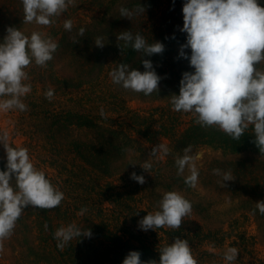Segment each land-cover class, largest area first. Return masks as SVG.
<instances>
[{"label": "trees", "instance_id": "trees-1", "mask_svg": "<svg viewBox=\"0 0 264 264\" xmlns=\"http://www.w3.org/2000/svg\"><path fill=\"white\" fill-rule=\"evenodd\" d=\"M73 2L75 5L90 7L89 12L96 8L95 12H100V16L97 18L93 16L94 20L90 23L73 24L71 32L65 29L61 31L62 28L58 29L52 25L50 33L56 36L54 41L59 47L46 68L33 62L25 69L29 79L31 78L30 82L41 85L44 93L50 90L48 86L50 82L54 86L51 90L55 95L61 89L66 92L79 88L83 85L82 79L87 80L84 85L91 86L90 83L93 82L98 84L101 79L109 78L110 75L105 76L106 70L110 73L120 63L143 72L142 60H151L154 70L162 77L158 93L145 96L143 93L124 90L125 96L130 100L164 102L169 108V114L173 112L172 114L182 113L190 116L186 122L188 126L174 140L173 130L170 129L167 133L152 130L149 126H145L144 131L138 130V136L143 140H150L152 134H157L158 138L154 141L164 138L171 140L173 145V148L164 154L165 160L156 159L155 164L159 168L155 170L161 169L163 173L159 176L157 185L151 190L166 189L167 192H178L191 203L192 213L197 215L201 222L213 220L220 225L223 220V226L227 225L231 230L229 232L224 228L204 231L202 225L183 218L180 229H172L166 234L173 241L175 238L186 239L194 250L197 249L194 245L195 240H198L199 244L207 240L223 245L226 237H231L236 232L233 228L239 218L252 217L257 226L258 241L264 246V215H261L254 205L257 201L264 200V153H260L253 143L255 139L253 126L249 125L240 140L235 141L216 126L202 127L197 124L192 113L173 111L169 102L171 95L179 94L182 73L194 71L189 67L187 60L179 58L180 45L186 42V34L179 31L183 27L184 0H73ZM137 4L146 8L144 14L134 16L131 20L120 16V7L132 9ZM259 4L264 7V0H259ZM9 26L18 28L28 36L33 31H39L44 35L48 28L34 22L24 23L21 0H0V42H3L5 29ZM81 27L86 29L83 37L78 35ZM122 31H131L133 35L139 33L149 43L161 42L165 46V51L151 57L142 56V53L131 48H125L122 52L118 46H122L123 42L117 41V35ZM98 36L104 38L103 48L94 44ZM185 52L190 55L189 49ZM67 59L68 68L75 66L80 73L70 75L68 72V75H60L55 71L56 63L66 64ZM258 67L264 70V62ZM29 79L24 83H28ZM72 80L80 82L75 84ZM114 85L111 81L109 87L113 91ZM119 87L121 86L116 85L115 89ZM34 88L35 86L31 85V89ZM116 93L123 97L121 91L117 90ZM39 113H43L51 123L48 135L50 144L62 154L65 151L73 155L79 160L81 168L87 169L84 167L86 165L103 177L122 178V173L130 166L128 162L124 164L125 160L122 161L126 152L130 154L139 149L140 156L147 152L145 145L139 148L127 145L117 129L103 125L96 116L56 109ZM76 129L90 130L95 134L92 138L79 139L78 134H75ZM189 145L192 146V152L208 148L217 153V156L206 164L197 166L199 176L195 187H189L184 183L185 177L190 174L188 169L186 168L182 175H177L175 165V159L183 156V149ZM5 163L6 158L0 157V171L5 170ZM122 165L123 167H120ZM136 167H130L125 171V175ZM213 169H221L222 172L230 170L235 179L222 182V176L213 174ZM45 175L64 193L65 198L53 209L31 206L24 209L12 235L0 242L2 251L8 253L6 264H122L130 251L140 252L142 261L156 260L158 264L159 251L162 247L155 246L147 237L143 238L140 235L141 239H137L133 234H127L126 229L113 230L106 222L95 223L90 219H86L85 224L92 232L91 238L82 237L79 242L74 239L63 250L59 249L54 233L63 227V221H68V189L61 187L49 173L46 172ZM222 183L226 186L222 187ZM116 195L124 196V193ZM81 197L103 206V202L96 200L91 192ZM124 206L128 205L124 203ZM117 213L124 217L121 225L125 227L127 214L120 210ZM242 235L241 233L239 235L240 246L246 250L251 246L253 239H247ZM233 243L234 246H238L237 242ZM200 255L198 264H227L223 254L217 256L205 251ZM235 264L252 263L245 262L238 255Z\"/></svg>", "mask_w": 264, "mask_h": 264}, {"label": "clouds", "instance_id": "clouds-1", "mask_svg": "<svg viewBox=\"0 0 264 264\" xmlns=\"http://www.w3.org/2000/svg\"><path fill=\"white\" fill-rule=\"evenodd\" d=\"M21 2L24 23L50 26L54 23L52 18L61 16L73 0ZM145 11V7L137 4L132 9L120 7L119 14L131 20ZM182 15L183 27L179 31L186 34V42L180 45L179 58L187 60L194 71L182 73L179 94L170 96L172 110L192 113L197 124L216 126L235 141H239L251 125L253 143L264 153V70L258 67L264 62V7L259 0H184ZM63 27L71 32L72 20H65ZM5 31L3 42H0V112L13 109L23 112L27 111V105L22 97L31 92V84L24 83L29 79L25 69L33 62L46 68L59 45L51 36L46 37L39 31H33L30 36L12 26ZM85 31L79 28L78 35L83 37ZM117 41L123 42L118 46L122 52L131 48L142 56L151 57L165 51L161 42L149 43L142 35H133L131 31L120 32ZM94 44L103 48L104 38L98 36ZM186 49L190 50V55L186 54ZM142 65L143 72L125 63L117 64L109 73L112 83L145 96L158 93L162 77L154 70L151 60H142ZM44 95L51 101L54 92L50 89ZM9 135L7 130L0 133V145L6 158L5 170L0 171V242L12 235L25 208L53 209L65 198L45 173L34 166L27 148L10 146ZM157 151L167 154L169 149L156 145L149 156L154 157ZM183 153L175 159L177 175H182L187 168L190 174L184 183L195 187L199 176L196 161L201 157L192 153L191 145L184 148ZM140 167L149 172L152 164L145 162ZM213 174L222 176V182L235 179L230 170L213 169ZM130 179L141 185L146 183L144 176L135 172ZM225 186L222 183V187ZM254 205L264 215V200ZM158 208L138 221L140 230L180 229L183 218L192 212L191 203L175 191L165 192ZM85 212L87 208H82L78 214ZM91 236L89 228L82 230L75 224L60 227L54 233L61 250L74 239L79 242L82 237ZM238 254L236 247H228L223 259L227 264H235ZM122 264H157V261H142L140 252L130 251ZM158 264H198V261L188 241L175 238L160 249Z\"/></svg>", "mask_w": 264, "mask_h": 264}, {"label": "rangeland", "instance_id": "rangeland-1", "mask_svg": "<svg viewBox=\"0 0 264 264\" xmlns=\"http://www.w3.org/2000/svg\"><path fill=\"white\" fill-rule=\"evenodd\" d=\"M67 10L59 17L52 18L54 23L48 26L44 31V35L51 36L54 40L56 36L50 33L52 25L58 29L64 30L63 22L65 20H72L73 24H85L90 23L94 17H99L100 12H95L96 8H93L92 12H89V8L82 4H70ZM69 9V10H68ZM57 29V31H58ZM58 39V38H57ZM55 71L60 75H75L80 73L75 69V66L68 68V59L66 64L56 63ZM109 75V70H106L105 76ZM77 76V75H76ZM31 78L28 84L34 85L35 88L31 89V92L25 97H22V102L27 105V111H19L16 109L8 112H0V133L4 130L9 132V144L14 148L24 147L28 149V154L34 166L43 171L49 173L60 186L68 189V221H63V227L69 224H75L79 228H87L85 224L86 219H90L95 223L106 222L113 230L121 229L127 231V234H133L137 239L147 237L155 246L163 247L168 243L171 244L173 240L166 234V232L172 230V228L164 227L154 230L143 231L140 230L138 221H140L148 213H154L157 211L158 203L162 199V196L166 189L151 190L157 185L159 176L163 173L155 162L156 159L165 160L163 151H157L156 155L149 156L152 148L156 145H161L171 150V140L161 138L157 139V134H152L150 140H143L138 136V130L144 131L145 126H149L152 130H158L162 133L173 130L172 140L181 134V132L188 126L186 122L190 119V116L185 114H172L168 113V109L164 102H148L130 100L124 94L122 87L114 89L109 87L111 84V77H105L104 80H100L98 84L90 83L91 86L84 85L85 81L82 79L83 85L74 90L57 92L53 99L49 101L45 98L41 85L31 83ZM27 81V80H26ZM77 84L78 80H72ZM88 83V82H87ZM50 89H54V86L48 82ZM121 91L123 97H120L116 91ZM70 110L78 113H86L91 116H96L100 119L101 123L106 126H110L113 129H117L123 139L126 140L127 145H131L135 148H139L141 145H145L147 149L142 156H140V150L132 151L127 154L122 161L129 163L130 167H136L133 171L122 173V178L113 176L106 178L99 173L93 172L88 166H84L87 169L81 168L78 159H75L73 155L66 153L63 154L53 147L49 140L50 134V121L45 118L44 114H40L39 111L49 110ZM103 112V115H101ZM90 133V134H88ZM75 134H78L77 138L87 139L92 138L93 134L90 130L76 129ZM170 137V136H169ZM72 139V138H71ZM151 142V144H149ZM173 148V147H172ZM141 153V152H140ZM193 154H199L200 159L196 161V167L206 164L211 158H215L217 153L212 149H198L192 152ZM0 157L5 158V151L2 145H0ZM65 160V162H64ZM149 162L152 164V169L149 172H145L140 166ZM134 164V165H131ZM120 167H123L120 166ZM67 169V170H65ZM131 170V169H130ZM73 171V172H71ZM160 171V172H159ZM135 172L137 175H143L146 183L143 185L138 184L136 181L130 179L131 173ZM50 176V177H51ZM157 176V177H156ZM162 189V188H158ZM88 192L93 194V197L103 202V206H100L98 202H89L83 199L81 196L87 195ZM116 193H124L122 195H116ZM79 195V196H78ZM81 195V196H80ZM75 199V200H73ZM124 203L128 205L124 206ZM123 204V205H121ZM82 208H87V212L83 215L78 213ZM121 211L127 214V224L121 225V221L124 218L119 216L117 211ZM239 218L238 216H236ZM185 220L192 221L198 225H202L204 231L209 229H224L228 231V226L215 223L216 221L209 220L205 223L201 222L197 215L192 212L190 215L184 217ZM236 232L231 237H226L223 245L216 244L214 241H204L198 243V240L194 241L196 250L192 248L194 258L200 262V253L208 252L222 256L228 247H236L239 250V256L245 262L252 264H264V246L258 241L257 226L252 217L239 218L237 225L234 226ZM231 230H229L230 232ZM252 238V244L246 250L240 246L239 235ZM142 238V239H143ZM233 242H237L238 246H234ZM6 258L8 253L2 251L0 247V264H6ZM217 258V257H214Z\"/></svg>", "mask_w": 264, "mask_h": 264}]
</instances>
